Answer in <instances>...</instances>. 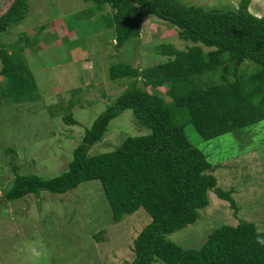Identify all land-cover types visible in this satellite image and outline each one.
Segmentation results:
<instances>
[{
	"label": "trees",
	"instance_id": "trees-1",
	"mask_svg": "<svg viewBox=\"0 0 264 264\" xmlns=\"http://www.w3.org/2000/svg\"><path fill=\"white\" fill-rule=\"evenodd\" d=\"M88 1L94 4L92 13L109 7L99 20L115 30L118 47L140 42L143 18L149 15L176 26L180 38L193 44L186 49L172 43L160 45L159 53L170 58L149 67L113 62L110 79L125 83L126 88L86 129L69 168L47 179L22 174L14 166L13 185L4 192L7 200L43 190L66 193L85 181L99 180L113 222L141 208L151 216L133 240L135 256L130 264H153L157 259L167 264H264V231L253 221L216 227L200 248L187 249L168 238L198 219V210L209 205V192L218 182L210 172L212 163L195 141L264 120V15L249 10L251 0H241L233 10L179 0ZM31 2H11L0 14V34L25 20ZM31 44L22 35L17 42L0 45V73L6 80L0 84V106L38 97L24 53ZM202 45L211 50L206 54ZM240 62L252 63L253 70L242 69ZM218 72L220 81L206 77ZM159 87H167L170 100ZM129 108L150 133L129 136L114 150L91 155L90 148L103 138L110 122ZM65 120L77 124L71 113ZM188 126L193 127V134L188 133ZM215 191L237 210L230 190Z\"/></svg>",
	"mask_w": 264,
	"mask_h": 264
},
{
	"label": "rangeland",
	"instance_id": "rangeland-1",
	"mask_svg": "<svg viewBox=\"0 0 264 264\" xmlns=\"http://www.w3.org/2000/svg\"><path fill=\"white\" fill-rule=\"evenodd\" d=\"M12 1L0 0V14ZM179 1L222 10L236 9L241 2ZM93 6L88 0H32L25 20L0 34V45L17 42L22 35L32 43L24 53L38 86L37 98L0 106V264H130L135 256L133 240L151 220L141 208L113 222L99 180L85 181L66 193L43 190L3 200L14 182V166L22 174L47 179L69 168L86 129L126 88L125 83L110 79L113 62L149 67L170 58L159 53L160 45L186 49L193 44L180 38L176 26L149 15L143 18L140 42L118 47L115 30L99 20L109 7L92 13ZM251 6L253 14L264 15V0H251ZM202 46L206 54L211 50ZM239 66L253 70L249 62ZM207 76L221 80L219 72ZM5 82L0 73V84ZM157 90L170 100L167 87ZM69 113L77 124L65 120ZM187 130L194 133L192 126ZM150 131L133 109H126L110 122L89 153L112 151L127 137ZM195 145L212 163L210 172L218 182L209 192V205L198 210V219L168 238L192 249L200 248L223 224L248 220L264 231V120L210 140L198 139ZM216 188L231 191L237 210L218 197ZM153 264L167 263L157 259Z\"/></svg>",
	"mask_w": 264,
	"mask_h": 264
},
{
	"label": "crops",
	"instance_id": "crops-1",
	"mask_svg": "<svg viewBox=\"0 0 264 264\" xmlns=\"http://www.w3.org/2000/svg\"><path fill=\"white\" fill-rule=\"evenodd\" d=\"M250 6H251V2H250V5H249V9H251V12H252V11H255L254 7L251 6V8H250ZM252 13H253V12H252ZM259 16H261V15L259 14Z\"/></svg>",
	"mask_w": 264,
	"mask_h": 264
},
{
	"label": "water",
	"instance_id": "water-1",
	"mask_svg": "<svg viewBox=\"0 0 264 264\" xmlns=\"http://www.w3.org/2000/svg\"><path fill=\"white\" fill-rule=\"evenodd\" d=\"M6 199H7L6 197L3 198V200H6Z\"/></svg>",
	"mask_w": 264,
	"mask_h": 264
}]
</instances>
